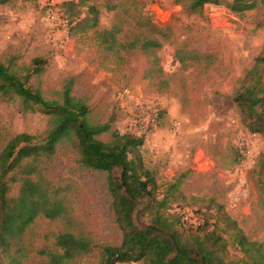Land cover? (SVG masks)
Listing matches in <instances>:
<instances>
[{"label":"rangeland","instance_id":"374dc122","mask_svg":"<svg viewBox=\"0 0 264 264\" xmlns=\"http://www.w3.org/2000/svg\"><path fill=\"white\" fill-rule=\"evenodd\" d=\"M232 1L192 14L176 0H93L100 10L98 29L118 25L120 39H131L143 17L172 28L170 40L155 53L136 49L118 57L98 45L92 29L65 38L67 27L41 0H11L0 4V62L23 76L34 58H46V70L34 75L31 84L54 100L73 80V94L89 104L92 121L113 119V128L122 133L145 134L143 158L157 173L159 192L164 194L168 184L179 185L178 199L170 196L169 201L182 205L189 223L198 224L202 213L221 206L250 240L264 242V177L259 165L264 139L246 130L232 101L264 53V5L239 15L229 10ZM63 38L67 40L61 47ZM48 122L39 110L24 111L20 99L0 95V133L5 140L0 149L18 133L44 136ZM111 138L101 136L104 141ZM40 167L66 197L72 222L38 218L23 238L29 252L24 264H46L47 257L39 251L53 249L55 236L70 228L96 244L94 253L78 264H98L101 246L122 240L107 174L82 167L67 139ZM19 189L13 184L9 196L17 197ZM147 207L138 210L139 224L151 222ZM225 236L231 256H240L237 245Z\"/></svg>","mask_w":264,"mask_h":264},{"label":"trees","instance_id":"16d2710c","mask_svg":"<svg viewBox=\"0 0 264 264\" xmlns=\"http://www.w3.org/2000/svg\"><path fill=\"white\" fill-rule=\"evenodd\" d=\"M10 1L1 0L0 4ZM92 2L66 0L59 5L69 37L92 29L98 45L118 57L136 49L153 54L171 38V27L149 17L140 18L138 31L129 40L119 38L122 29L118 25L98 29L100 10ZM176 2L185 3L187 11L195 14L207 5L219 6L223 0ZM260 4L264 5V0H233L229 10L241 15ZM178 60L185 62L180 56ZM48 64L46 58L36 57L20 76L0 62V95L7 100L20 99L24 111L39 110L49 117L44 136L18 133L0 149V264H24L29 252L23 238L38 218L72 222L66 197L40 167L66 139L72 142L82 167L107 174L111 209L122 240L119 245L101 246L98 264H264V242L250 240L221 206L216 212L202 213L198 224L189 223L181 212L182 205L169 201L170 196L178 199L179 185L168 184L164 194L159 192L157 173L143 158L145 134L122 133L113 128V119L92 121L89 104L73 94V80L65 83L58 99H46L31 79L42 74ZM232 101L246 130L264 139V53L246 73ZM104 134L112 138L104 141ZM4 141L0 133V144ZM259 165L264 177V153ZM262 183L264 187V180ZM13 184L20 186L15 198L9 196ZM144 204H148L151 222L139 224L137 213ZM225 235L237 245L240 256H231L230 240ZM54 241L53 249L39 251L47 257L46 264H78L96 249L89 236L72 228L56 235Z\"/></svg>","mask_w":264,"mask_h":264},{"label":"built area","instance_id":"2783aa9c","mask_svg":"<svg viewBox=\"0 0 264 264\" xmlns=\"http://www.w3.org/2000/svg\"><path fill=\"white\" fill-rule=\"evenodd\" d=\"M66 0H41L43 6L46 10H49V12H53L55 16H57L58 19H60V23L67 27V30L69 31V27L67 26L66 22L63 20L61 15V10L59 5ZM69 37V33L65 38ZM67 39H60L59 45L62 47L64 44H66ZM125 94L128 96V92L125 91ZM255 136H258L259 134H253ZM260 136V135H259Z\"/></svg>","mask_w":264,"mask_h":264},{"label":"crops","instance_id":"0c3cea01","mask_svg":"<svg viewBox=\"0 0 264 264\" xmlns=\"http://www.w3.org/2000/svg\"><path fill=\"white\" fill-rule=\"evenodd\" d=\"M207 6H211V5H207ZM133 264H135V263H133Z\"/></svg>","mask_w":264,"mask_h":264}]
</instances>
